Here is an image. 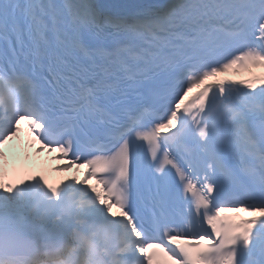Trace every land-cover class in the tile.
I'll list each match as a JSON object with an SVG mask.
<instances>
[{"label": "snow or ice", "instance_id": "snow-or-ice-1", "mask_svg": "<svg viewBox=\"0 0 264 264\" xmlns=\"http://www.w3.org/2000/svg\"><path fill=\"white\" fill-rule=\"evenodd\" d=\"M111 8L0 0V264H264V0Z\"/></svg>", "mask_w": 264, "mask_h": 264}, {"label": "rangeland", "instance_id": "rangeland-1", "mask_svg": "<svg viewBox=\"0 0 264 264\" xmlns=\"http://www.w3.org/2000/svg\"><path fill=\"white\" fill-rule=\"evenodd\" d=\"M41 158L42 159H45L44 157H41ZM56 175H58L60 178H63V177L70 176L71 174L56 172Z\"/></svg>", "mask_w": 264, "mask_h": 264}, {"label": "bare ground", "instance_id": "bare-ground-1", "mask_svg": "<svg viewBox=\"0 0 264 264\" xmlns=\"http://www.w3.org/2000/svg\"><path fill=\"white\" fill-rule=\"evenodd\" d=\"M101 1H105V0H98V2L100 3ZM154 4H156V3H154ZM147 6V5H146ZM126 12H128V11H126ZM122 13L120 12V15H121ZM124 15H126V14H124ZM22 135H23V133H22ZM16 143V141H14V143H13V147H17V145L15 144ZM17 150V152H18V149H16ZM54 164H56L55 162H54Z\"/></svg>", "mask_w": 264, "mask_h": 264}]
</instances>
